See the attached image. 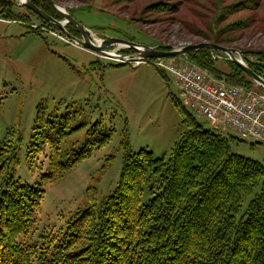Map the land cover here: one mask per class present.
I'll return each mask as SVG.
<instances>
[{
	"label": "rangeland",
	"instance_id": "obj_1",
	"mask_svg": "<svg viewBox=\"0 0 264 264\" xmlns=\"http://www.w3.org/2000/svg\"><path fill=\"white\" fill-rule=\"evenodd\" d=\"M4 1L0 20L14 24L0 25V148L7 145L15 150L13 178L19 184L35 186L49 173L50 145H41L39 151L32 145L38 106L48 116L45 121L52 118L53 128L46 127L61 163H68L85 147L90 150L61 179L43 186L44 195L34 216L35 236L43 231L60 233L77 209L100 201L114 190L125 143L132 154L146 150L155 159H167L185 131L184 116L176 103L202 129L234 138L229 142L232 153L264 165V143L242 141L228 128H214L184 104L168 73L151 64L133 66L79 48L53 24H45L21 6V0ZM36 1L49 15L58 16L42 0ZM53 1L88 29L97 42L123 39L168 49L178 44L211 43L212 36L222 31L218 36L222 44L217 45L240 51L243 59L254 60V54L264 53V0H219L225 7L222 15L216 9L217 0ZM65 29L70 33L75 30L70 25ZM107 51L133 53L120 46ZM212 53L218 56L211 58L221 74L232 72L225 54ZM168 60L187 62L184 57L164 59ZM251 91L264 93L254 82ZM65 116H69L67 122ZM60 131L65 135L60 137ZM154 185V178L145 181L142 204L152 198L149 188ZM257 191L255 188L243 198L236 218Z\"/></svg>",
	"mask_w": 264,
	"mask_h": 264
},
{
	"label": "trees",
	"instance_id": "obj_2",
	"mask_svg": "<svg viewBox=\"0 0 264 264\" xmlns=\"http://www.w3.org/2000/svg\"><path fill=\"white\" fill-rule=\"evenodd\" d=\"M30 1L60 20L49 15L41 2ZM215 5L222 15L225 7L219 0ZM221 32L212 36L211 43L222 44ZM211 53L199 50L185 60L228 85L251 90L253 82L234 64L229 62L232 72L221 74ZM254 56L244 61L261 75L264 53ZM175 107L184 116L185 131L167 159H155L146 150L132 154L125 143L114 190L77 209L60 233L43 231L35 236L34 216L43 186L57 182L90 151L85 147L68 163H61L46 127L53 128L52 118L45 121L48 116L38 106L32 145L39 151L48 143L51 149L49 173L41 176L40 183L19 184L13 178L15 150L7 145L0 148V264H264V165L232 153L229 142L234 138L202 129L178 103ZM63 119L67 122L69 116ZM148 178H154L155 185L149 188L152 198L142 204ZM255 188L258 191L236 218L243 198Z\"/></svg>",
	"mask_w": 264,
	"mask_h": 264
},
{
	"label": "built area",
	"instance_id": "obj_3",
	"mask_svg": "<svg viewBox=\"0 0 264 264\" xmlns=\"http://www.w3.org/2000/svg\"><path fill=\"white\" fill-rule=\"evenodd\" d=\"M185 46L189 44H178ZM176 45V46H178ZM212 58L214 56L211 53ZM151 64L171 76L184 104L214 128L230 129L242 141L264 143V93L228 85L190 62L153 59L135 61L133 66ZM264 80V71L258 75Z\"/></svg>",
	"mask_w": 264,
	"mask_h": 264
},
{
	"label": "water",
	"instance_id": "obj_4",
	"mask_svg": "<svg viewBox=\"0 0 264 264\" xmlns=\"http://www.w3.org/2000/svg\"><path fill=\"white\" fill-rule=\"evenodd\" d=\"M42 1L48 4L54 10L61 20H57L48 16L41 9L35 6L30 0H21L20 5L30 10L42 20L53 24L75 46L92 52L96 55L112 59L120 63H131L135 61H145L148 59H171L176 57H186L188 54L199 50H209L212 52L225 54L231 63L237 66L251 81L258 84L264 91V80L250 69V67L244 61L242 53L238 50L207 42H201L195 45L172 46L168 49L165 46H146L123 39H102L97 42L91 37L93 34L83 25L78 23L64 7L59 6L53 0ZM67 25L74 27L75 30L80 34V38L72 36L69 32H67L65 29V26ZM113 46L131 49L133 50V53L129 55H121L116 52L107 51L109 47Z\"/></svg>",
	"mask_w": 264,
	"mask_h": 264
},
{
	"label": "crops",
	"instance_id": "obj_5",
	"mask_svg": "<svg viewBox=\"0 0 264 264\" xmlns=\"http://www.w3.org/2000/svg\"><path fill=\"white\" fill-rule=\"evenodd\" d=\"M7 24H14V23H9L7 21H3V20H0V25H7ZM17 24V23H15ZM21 35H24V34H21ZM42 44L41 40L39 39V37L37 38V45L40 46Z\"/></svg>",
	"mask_w": 264,
	"mask_h": 264
},
{
	"label": "flooded vegetation",
	"instance_id": "obj_6",
	"mask_svg": "<svg viewBox=\"0 0 264 264\" xmlns=\"http://www.w3.org/2000/svg\"><path fill=\"white\" fill-rule=\"evenodd\" d=\"M56 19V18H55ZM58 20V19H57ZM72 27V26H71ZM74 28V27H73ZM75 29V28H74ZM70 33V32H69ZM72 36H75L77 38H80V34L76 31V30H73V33H70Z\"/></svg>",
	"mask_w": 264,
	"mask_h": 264
}]
</instances>
